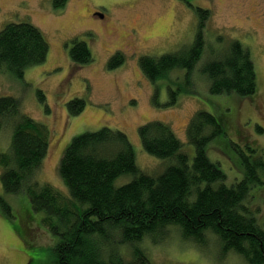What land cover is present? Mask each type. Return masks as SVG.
I'll return each instance as SVG.
<instances>
[{
    "label": "trees",
    "instance_id": "obj_1",
    "mask_svg": "<svg viewBox=\"0 0 264 264\" xmlns=\"http://www.w3.org/2000/svg\"><path fill=\"white\" fill-rule=\"evenodd\" d=\"M66 1L53 0V6L62 9ZM195 12L199 20L192 43L159 57H141L143 74L154 82L171 71H185L184 90L189 94L197 68L209 94L254 95L257 78L250 51L235 40L223 47L220 38L216 42L221 51L206 48L203 29L209 11L196 8ZM48 53L46 39L31 23H8L0 29L1 73L22 77L27 68L45 62ZM69 53L78 67L93 60L83 41L74 39ZM123 62V54L117 52L108 68ZM182 88L169 89L171 103ZM38 97L44 102L41 92ZM84 107L85 102L77 98L67 103L72 116ZM5 129L11 131V142L0 153L4 194H21L27 199L30 208L18 228L24 238L29 237L31 213L45 215L41 222L58 237L52 264H151L144 242H160L170 227L178 230L184 242L206 245L214 237L222 255L234 253L244 264H264V214L260 218L259 209L250 207L253 192L264 186V146L259 154L248 144L245 152L238 150L243 176L227 185L220 166L207 156V145L224 136L215 114L199 110L191 118L187 138L194 148L192 159L182 151L170 125L152 121L139 127L144 151L172 161L156 176L138 168L134 149L119 130L102 127L73 137L58 167L69 196L36 180L35 173L48 151L49 130L23 114L20 101L12 96L0 97V133ZM128 175L132 177L129 182L116 184ZM0 204L9 214L11 207L4 197ZM31 262L34 259L26 264Z\"/></svg>",
    "mask_w": 264,
    "mask_h": 264
},
{
    "label": "rangeland",
    "instance_id": "obj_2",
    "mask_svg": "<svg viewBox=\"0 0 264 264\" xmlns=\"http://www.w3.org/2000/svg\"><path fill=\"white\" fill-rule=\"evenodd\" d=\"M196 8L209 11L203 29L206 48L221 51L216 42L220 38L223 47L235 40L250 51L257 78L254 95L242 98L235 93L209 94L208 84L197 68L189 94L184 90L185 71H171L154 82L143 74L141 57H159L192 43L199 20ZM95 11L101 16L93 15ZM17 22L37 27L49 45L45 62L27 68L22 77L0 72V97L17 98L22 113L49 130L48 151L35 173L40 185L47 184L69 196L58 174L64 150L73 137L102 127L123 132L134 149L138 168L156 176L172 161L144 151L139 127L152 121L170 125L182 143V151L192 159L194 148L188 142L187 127L199 110L215 114L223 126V138H215L207 145V156L220 166L227 185L243 176L238 150L245 152L248 144L256 149L255 154L261 152L264 0H67L62 9L54 8L53 0H0V29ZM74 39L89 47L93 58L89 64L78 67L71 61L69 51ZM117 52L123 54L124 62L109 69L108 61ZM178 87L183 90L171 103L169 89ZM38 92L44 102L39 100ZM74 98L83 100L85 107L79 115L72 116L67 103ZM10 142L11 131L5 129L0 133V153L8 150ZM131 178L123 176L116 184ZM255 191L250 207L259 209L262 218L264 186ZM0 197L11 207L9 215L0 204V264H26L30 258L34 262L29 264H52L58 237L41 222L45 215L31 213L26 239L18 228L30 208L27 199L21 194L5 195L1 181ZM144 244L151 264H244L234 253L222 255L214 237L206 245L190 244L182 240L175 227L168 228L160 242Z\"/></svg>",
    "mask_w": 264,
    "mask_h": 264
},
{
    "label": "flooded vegetation",
    "instance_id": "obj_3",
    "mask_svg": "<svg viewBox=\"0 0 264 264\" xmlns=\"http://www.w3.org/2000/svg\"><path fill=\"white\" fill-rule=\"evenodd\" d=\"M93 15H100V13L97 12V11H95V12L93 13ZM25 256H26V255H25ZM26 259H27V257H26Z\"/></svg>",
    "mask_w": 264,
    "mask_h": 264
},
{
    "label": "water",
    "instance_id": "obj_4",
    "mask_svg": "<svg viewBox=\"0 0 264 264\" xmlns=\"http://www.w3.org/2000/svg\"><path fill=\"white\" fill-rule=\"evenodd\" d=\"M101 16V15H100Z\"/></svg>",
    "mask_w": 264,
    "mask_h": 264
}]
</instances>
